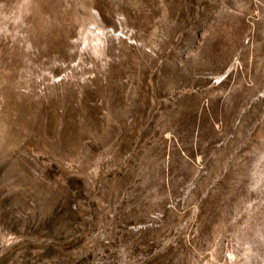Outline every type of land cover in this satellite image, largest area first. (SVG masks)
I'll list each match as a JSON object with an SVG mask.
<instances>
[{
  "label": "rangeland",
  "instance_id": "374dc122",
  "mask_svg": "<svg viewBox=\"0 0 264 264\" xmlns=\"http://www.w3.org/2000/svg\"><path fill=\"white\" fill-rule=\"evenodd\" d=\"M0 264H264V0H0Z\"/></svg>",
  "mask_w": 264,
  "mask_h": 264
}]
</instances>
